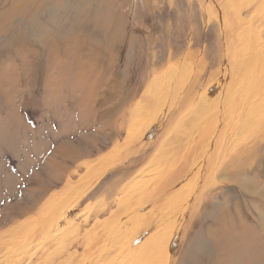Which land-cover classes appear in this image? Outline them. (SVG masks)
Returning a JSON list of instances; mask_svg holds the SVG:
<instances>
[{"label": "rangeland", "instance_id": "rangeland-1", "mask_svg": "<svg viewBox=\"0 0 264 264\" xmlns=\"http://www.w3.org/2000/svg\"><path fill=\"white\" fill-rule=\"evenodd\" d=\"M227 12L239 20L230 33L245 30L246 37L263 39L262 0H0V237L10 239L0 264H64L69 255L71 264L135 263L136 255L128 253L134 255L143 240L166 226L154 223L159 213L152 207L135 215L140 222L122 245L92 241L98 249L88 245L96 251L88 259L82 257L84 246L76 245L84 229L96 232V220L108 221L105 235L114 228L112 223L108 229V211L149 164L159 140L114 160L72 194L77 198L54 230L28 240L21 238V225L31 227L43 203H60L75 190L83 162L95 163L114 146L116 123L151 114L134 109L165 73L185 69L179 95L217 79L223 52L234 44L230 34L227 44L220 21ZM259 126L262 135L253 137L249 130L251 139L245 138L250 150L219 151L215 179L199 198L184 200L172 226L168 264H264V124ZM244 134L238 131V138ZM120 137L122 142L125 133ZM54 170L61 172L58 180L52 179ZM149 210L154 222L145 230ZM116 250L121 256L107 262Z\"/></svg>", "mask_w": 264, "mask_h": 264}, {"label": "bare ground", "instance_id": "bare-ground-1", "mask_svg": "<svg viewBox=\"0 0 264 264\" xmlns=\"http://www.w3.org/2000/svg\"><path fill=\"white\" fill-rule=\"evenodd\" d=\"M262 1L264 3V0ZM212 10L213 14H219L218 9L215 10L212 7ZM224 16L220 21H222L221 25L226 27L225 40L228 44V34H230L234 39V44L228 45L229 47L226 46L225 49L227 50L223 52L224 64L217 79L215 78L204 89H199L197 84L191 85L190 90L182 91V94L179 95L183 90L181 85L185 71L182 70L185 69L180 70L175 75L170 70L165 73L164 80H158L152 86H148L141 98L138 99V106L134 110L142 109L143 112L147 110L151 114L145 118H138L137 116L136 118L132 116L130 119L122 118L123 120L119 124L116 123L113 129L115 144L111 150L102 154L95 163L85 160L84 166L80 165L85 167V173L79 179V184L74 186L75 190L69 191L68 195L65 196L66 198L59 201L60 203H57L58 201L55 204L49 203V206L43 203L39 210L36 209V216L31 217L34 219H28L32 222V226L28 227L26 223L21 225L22 228L19 226L22 230L26 229L21 233V235L23 234L21 238L35 240L45 230H54L62 216L67 212L68 205H71L77 198H74V195H78L87 183L97 178L111 163L113 164L114 160L116 162L118 158L120 160L131 154L136 155L138 153L134 154V151L142 146L145 149L152 148V145L155 147L154 142L159 140L158 145L152 150L153 154L148 161L149 164L147 163L146 168L142 169L135 177H131L129 185L122 190L120 196L117 195L118 201L114 202L113 207L108 211L106 215L110 220L108 229L112 223L114 228L105 235L104 231L107 229L106 223L108 221L96 220L92 225V228H96V232L91 235L89 229H84L85 233H83L81 244L76 246H84L82 257L87 258L88 255H93L96 252L90 251L88 248V245L93 247L92 241H96L97 244L101 242L105 246L122 243L121 241L125 237L127 238L129 232L134 230L133 228L140 222V219L137 220L135 215L141 209L152 207L151 210L159 213L158 218L156 217L154 222L153 217L149 216L151 214L149 210L148 215L145 214V224L142 228L147 230L153 222L161 224L164 221L166 223L165 229L162 228L164 224L162 227L160 226L162 229H154L153 234L151 233L143 240L144 242L140 247L134 249L136 253L132 252L134 254L132 255L130 251L128 255L132 258L136 255L137 259L134 264L169 263V244L174 233L172 226L176 223L180 208L184 200L189 197L199 198L203 194V186L215 179V160L219 151L235 150V147L241 151H245L247 147L250 150V145L244 143L251 139H249V135L253 137L262 135V127L259 126V129L258 125L264 124V33H262L263 39L254 35L246 37L242 33L246 32L245 30L241 31L240 35H233L230 32L234 30L239 20L237 16H232L228 12L224 13ZM258 21V24L264 29V18ZM245 22L247 21L243 20V23ZM169 114L171 117L165 118ZM249 130L251 134H249ZM238 131L240 135L242 132L245 133L244 140L238 138ZM123 132L125 137L120 142V133ZM110 134L112 133L110 132ZM108 136L110 135L108 134ZM145 141L149 142L144 144ZM93 144H96L95 141ZM60 153L63 154L64 152L60 151ZM71 156L73 157V155ZM60 173H53L52 179L61 178ZM187 188L189 192H187ZM126 214L131 215L124 221ZM130 221L133 223L130 224ZM123 224L128 225L127 229L122 228ZM20 232L22 231L14 234ZM133 238L134 236L131 239ZM7 240L10 239L0 237V252L8 249L5 247ZM121 250L120 248L119 251ZM119 251L116 253L114 251L112 254L109 251L110 253L106 255L107 262L113 261L114 257L118 258L115 255L117 253L121 256ZM89 252L93 253L89 254ZM124 253L126 254V252ZM96 256L99 260L101 259L100 256ZM124 257L122 258L124 259ZM72 260V256H66L64 264H71ZM103 262L102 264H104ZM75 264H80V261L77 260Z\"/></svg>", "mask_w": 264, "mask_h": 264}]
</instances>
